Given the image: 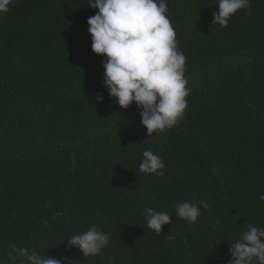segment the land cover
<instances>
[{"label": "trees", "instance_id": "trees-1", "mask_svg": "<svg viewBox=\"0 0 264 264\" xmlns=\"http://www.w3.org/2000/svg\"><path fill=\"white\" fill-rule=\"evenodd\" d=\"M166 2L190 92L179 123L151 136L135 102L108 96L87 0L0 13V261L15 244L72 264H227L240 233L264 227V0L228 27L213 25L216 0ZM145 149L163 177L139 172ZM184 201L209 205L192 226L174 213ZM146 207L171 215L161 234ZM96 224L111 236L102 256L68 248Z\"/></svg>", "mask_w": 264, "mask_h": 264}, {"label": "clouds", "instance_id": "clouds-1", "mask_svg": "<svg viewBox=\"0 0 264 264\" xmlns=\"http://www.w3.org/2000/svg\"><path fill=\"white\" fill-rule=\"evenodd\" d=\"M16 0H0V13L9 11ZM213 25L228 27L229 20L240 10L250 11L251 0H216ZM96 14L87 19L92 51L104 57L103 85L109 98L123 109L135 102L147 135H159L174 128L183 118L190 90L185 78L186 56L179 48L176 32L167 16L166 0H87ZM94 99L103 102V94ZM166 165L151 149L142 152L139 172L158 177L165 175ZM264 201V193L259 194ZM208 210L205 201L174 204L175 216L194 225ZM147 227L161 234L171 223V215L152 207L144 208ZM221 221L211 225L213 229ZM111 236L99 224L92 225L67 239L68 248L78 249L83 257L103 255ZM227 264H264V227L249 225L229 247ZM11 264H72L68 257H45L34 248L9 244ZM0 264L7 262L0 261Z\"/></svg>", "mask_w": 264, "mask_h": 264}]
</instances>
